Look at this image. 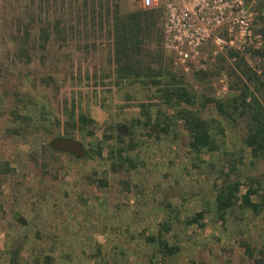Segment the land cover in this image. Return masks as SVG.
<instances>
[{"label":"rangeland","instance_id":"obj_1","mask_svg":"<svg viewBox=\"0 0 264 264\" xmlns=\"http://www.w3.org/2000/svg\"><path fill=\"white\" fill-rule=\"evenodd\" d=\"M97 1L102 18L108 16V21L113 9L118 14L141 9L137 0ZM164 1L158 0L153 7L159 42ZM66 2L61 4L63 23L67 21ZM105 6L110 10L107 15ZM19 9L14 0H0V264H264V202H260L264 155L252 160L241 142V124L231 125L212 104H201V93H212L215 98L228 94L225 71L215 73V57L225 51L216 50L207 40L196 65L184 71L172 64L171 54L160 44L161 65L168 66L195 97L192 103L165 101L154 87L138 81L113 83L108 22L99 26L97 16L91 25L79 21L73 40L64 32L65 41H49L43 59L35 58L38 53L30 49L31 62L25 65L14 54L15 30L7 25L10 18L20 15ZM252 25L256 32H264V9ZM45 65H58L60 73L72 67L73 75L56 93L34 83L36 74L45 73ZM199 70L214 74L205 78ZM220 78L226 85L224 91ZM64 96H74L78 108L94 121V138L111 134L109 145L118 147L114 132L133 131L138 145L125 153L132 166L113 157L108 160L106 148L100 158L91 159L42 153L46 130L34 119L35 105L48 103L52 110L47 118L62 122L64 116L56 107ZM142 106L151 117L160 113L171 117L166 133L143 132L141 123L134 121L140 120ZM182 108L222 125V133L216 134L217 150L197 156L189 151L182 120L175 117ZM27 110L30 126L20 119ZM53 124L46 128L54 129ZM75 138L84 143L89 140L78 134ZM127 140V136L122 139L124 144ZM228 162L234 163V169ZM100 179L104 186L99 185ZM235 179L239 183L236 200L218 215L217 188ZM247 185L255 189L249 199L257 203L256 210L240 206L239 196ZM196 212L202 213L201 218L188 224L186 220ZM149 237L161 238L177 251L164 255Z\"/></svg>","mask_w":264,"mask_h":264},{"label":"trees","instance_id":"obj_2","mask_svg":"<svg viewBox=\"0 0 264 264\" xmlns=\"http://www.w3.org/2000/svg\"><path fill=\"white\" fill-rule=\"evenodd\" d=\"M62 1L14 0L19 5L20 15L10 18L7 25L15 30L14 54L18 59H23L25 65L31 62V56L28 54L30 49L32 52L38 53L35 58L43 59L45 57L43 50L49 41H65L67 36L64 32H68L70 39L73 40L78 33L79 21L83 20V24L86 22L91 25L97 16L99 26L102 21L108 22L106 33L111 38V54L115 67V82L113 83L116 86L138 81L147 88L154 87L153 91L159 96H163L165 101L193 102L195 97L189 92L186 84L176 80L168 66H163L160 63L161 55L158 54L161 51L159 48L161 44V41L159 42L160 30L157 25L158 15L153 8L128 10L124 14H118L119 11L113 9L114 15L111 16L109 23L108 16L107 19L102 18L100 12L102 5L99 1L67 0V21L63 23L60 18V13H63ZM78 3L80 7H78ZM105 7L107 15L110 10L107 6ZM255 10H257V14L253 23L262 16L259 7H255ZM258 32L262 36V46L259 49L248 46L240 53L229 48L225 50L224 54H218L215 57L217 69L215 73L225 71L228 79L227 96L215 98L212 93L200 94L201 104H212L223 121H227L231 125L241 124L243 130L241 142L248 148L252 160L264 155V61H260V58H264V32ZM248 59L253 61L257 59V62L254 61L256 68L248 65ZM154 61L159 65L153 67ZM51 67L45 65L43 68L45 73L36 74V78L33 79L34 83L40 82L46 90L56 93L73 75V70L72 67H68L60 73L58 65ZM255 69H259V73ZM199 73L205 78H210L214 74L212 70H199ZM199 73L195 72V80ZM24 77L26 76L24 75ZM51 110L52 107L48 103L45 106L38 103L34 108L35 121L38 124L41 123L46 130V145L43 154L46 152V155L49 154L53 157L55 153H63L76 159H91L93 157L100 158L106 148L108 160L113 157L120 163L133 165L132 160L125 156L127 151L138 145L137 139H133L135 137L132 130H128L126 134L119 131L114 132L118 147L111 146L108 143L112 139L111 134L102 135L101 138L93 137L94 121L78 108L77 99L74 96L69 98L64 96L56 107V110L64 116V121L61 122L54 118L50 122L47 117L48 114L50 116ZM140 111V120L137 118L134 121L141 123L142 130L146 132V135L156 134L157 131L166 133L170 116L160 113L158 116L151 117L149 111L143 109V106ZM175 117L182 120V125L189 138L187 147L191 153L197 156L202 152L211 153L218 149L216 134L222 133L223 130L218 121L204 119L197 112L186 108L178 109ZM20 119L22 124L30 126L31 117L28 110L20 114ZM51 124L54 125V129H47L46 125ZM75 134L83 137L88 136L89 140L84 143L75 138ZM125 136L128 140L124 144L122 139ZM41 164L45 165V161H42ZM228 164L231 169H234L233 162H228ZM43 167L46 168V166ZM210 168H214L213 163H210ZM219 170L222 172V169ZM98 183L104 186L105 181L100 179ZM238 187V180L235 179L227 180L217 188L214 202L218 215L234 204ZM254 193L255 189L247 185L239 196L240 206L256 210L257 203L251 202L249 199L250 195ZM260 202H264V194L261 196ZM201 216V212H196L186 221L188 224L195 223ZM162 227L165 231L167 230L166 224ZM147 239L164 255H172L177 251L176 246L169 245L161 238L149 237ZM256 262L261 263L262 261L256 260Z\"/></svg>","mask_w":264,"mask_h":264},{"label":"built area","instance_id":"obj_3","mask_svg":"<svg viewBox=\"0 0 264 264\" xmlns=\"http://www.w3.org/2000/svg\"><path fill=\"white\" fill-rule=\"evenodd\" d=\"M158 0H137L141 9H151ZM264 9V0H165L162 5L161 47L171 54L172 64L189 70L195 66L202 45L211 40L216 50L246 47L259 49L262 36L253 20ZM264 61V58H260ZM248 65L255 67L253 60ZM256 68V67H255ZM259 73V69H255ZM223 84V78L219 83ZM224 91L226 85H221Z\"/></svg>","mask_w":264,"mask_h":264},{"label":"crops","instance_id":"obj_4","mask_svg":"<svg viewBox=\"0 0 264 264\" xmlns=\"http://www.w3.org/2000/svg\"><path fill=\"white\" fill-rule=\"evenodd\" d=\"M161 26H162V24H161Z\"/></svg>","mask_w":264,"mask_h":264}]
</instances>
